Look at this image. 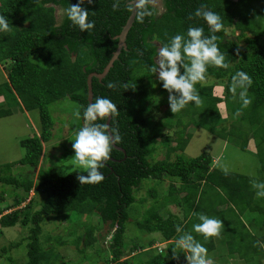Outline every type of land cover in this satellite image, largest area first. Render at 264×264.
<instances>
[{"label":"trees","instance_id":"trees-1","mask_svg":"<svg viewBox=\"0 0 264 264\" xmlns=\"http://www.w3.org/2000/svg\"><path fill=\"white\" fill-rule=\"evenodd\" d=\"M132 1L93 0L89 4L85 0L82 7L89 11L88 20L94 21L95 26L81 32L64 14V9L79 0H0V15L7 17L10 25L9 32L0 31V63L6 68L10 66L0 84L3 99L0 119L13 115L14 109L38 111L40 116V135L22 141L27 150L24 158L0 166V183L22 192L16 194L15 203L6 211L29 200L24 208L10 214L3 215L0 211V216L3 215L0 226H31L27 264H52L51 251L40 244L42 224L48 217L69 213L81 216L97 213L103 223H111L114 233L108 241L109 264H187L180 249H175L179 258H173L175 242L185 233L192 234L207 249V254L221 247L229 257L238 254L237 258L243 261L264 264V197H257V190L251 184L253 180L264 183V0H163L162 13L150 4L152 0H147L143 9L138 8L127 36V48L103 80L93 78V100L104 97L117 105L119 114L110 124L122 137L116 145L119 148L113 147L111 159L100 169L104 180L80 185L77 176L87 175L82 171L67 176L52 171L41 184H36L29 175L21 179L7 175L17 164L34 168L41 164L44 145L50 142L55 129L50 109L53 104L64 98L77 102L83 118L89 104L88 77L102 73L112 60L119 44L117 37L132 13ZM201 4L222 19L224 28L216 33L217 44L229 67L207 66L205 79L194 86L201 99L200 106L190 102L173 114L169 93L150 68L156 62L158 49L169 45L174 36L179 34L188 39L189 27H202L205 36L211 35L202 18L189 20ZM57 8L63 10L60 21L56 17ZM143 10L151 14L140 18L139 12ZM241 40L245 45L239 43ZM183 71L181 68V74ZM238 71L247 73L252 84L238 88L233 94L230 85ZM108 83L116 87L109 89ZM124 84L130 89L125 90ZM215 84L223 87L225 97L215 96ZM241 91L251 100L247 107L242 106ZM157 96L160 99L156 103ZM220 103L225 104L228 126H224L227 120L221 116ZM155 113L162 116L155 120ZM191 128L206 129L244 152L254 151L261 164V178L225 174L215 167L210 148L193 159L184 153L176 154L178 150L185 152ZM159 143L167 148V157L151 162L150 158L160 151ZM251 143L254 150L250 149ZM172 153L176 154L174 159ZM167 178L171 184L164 201L154 202L145 217L136 221L140 230L160 234L161 240L168 243L166 248L158 250L154 246L160 241L150 240L146 251L138 244L128 250L126 224L130 220V207L137 201L135 191L144 180ZM175 182L182 187L177 189ZM40 189L48 193V199L40 210L32 213L36 193H42ZM33 190L35 196L29 198ZM183 191L185 196L180 198ZM150 195L156 198L157 191H150ZM169 206L182 208L183 219L169 210L168 216H164L162 209ZM199 214L223 221L218 236L206 241L193 231V225L201 222ZM177 225L182 228L179 233ZM97 230L87 228L86 237L78 238V246L97 243ZM6 251L7 248L2 250ZM10 262L13 264L11 258Z\"/></svg>","mask_w":264,"mask_h":264},{"label":"rangeland","instance_id":"rangeland-1","mask_svg":"<svg viewBox=\"0 0 264 264\" xmlns=\"http://www.w3.org/2000/svg\"><path fill=\"white\" fill-rule=\"evenodd\" d=\"M150 4L156 7L160 13L164 11L163 0H152ZM62 12V9L57 8L56 17L58 21H60ZM238 35L239 32L236 31L234 35L235 39H237ZM239 43L245 45L244 40L239 41ZM8 68L0 63V84L4 82V76L7 75ZM215 85H217L214 88L215 96L219 98L225 97L223 87L218 84ZM159 99L160 97L157 96L156 103ZM2 101L3 99H0V103ZM50 109L55 121V129L52 131V139L44 146L41 164L37 168L17 164L10 173L6 172L7 175H14L18 179L29 175L36 184H41L48 179L52 171H56L61 176H67L74 171L84 172L82 168L76 166L74 163L73 157L75 153L72 147L77 131L84 125V119L81 117L80 112L81 106L77 102L64 98L53 104ZM219 109L222 118H228L225 104L220 103ZM78 113L79 115H77ZM161 116L162 113H155L154 118L157 120ZM226 120L224 126L229 125L230 120ZM188 133L191 137L185 152L178 150L176 154L184 153L185 157L193 159L200 156L204 149L210 148L216 168L223 171L227 169V172L251 178H261L259 177L261 164L254 151L244 152L235 145L229 144L203 128H191ZM38 135H40V116L38 111L26 112L14 109L13 115L1 118L0 166L17 163L24 158L27 150L23 147L22 141ZM172 147H175V144ZM250 149L254 150L253 143H251ZM158 150L160 151L150 158L151 162L163 160L167 157V148L163 147V144L158 146ZM176 154L172 153L173 159ZM170 184L171 180L168 178L163 181L148 179L144 180L140 188L135 191L137 201L130 207V220L126 224L125 243L128 250L133 248L135 244H138L145 248L143 251H146L149 249L150 240L160 241L159 244L162 245L158 246L160 248H157L158 250L166 248L167 242L161 240L160 234H148L140 230L136 226V221L142 220L145 217L147 210L153 206L154 202L162 203L164 201ZM175 186L177 189L182 187L178 182H175ZM152 190L157 191L156 198L151 197L150 191ZM41 191L42 193H36V196L34 195V191L30 193L29 198L35 196V202L31 210L32 213L40 210L48 199V193L44 192L43 189ZM16 194H22L21 190H15L11 186L0 183V211H4L3 215L22 209L29 203L28 200L20 207L6 211V209L15 203ZM167 210L183 219L182 208L169 206L166 209H162L164 216H168ZM89 227H96L98 229L95 231L98 242L90 247H84L83 244L78 246V238H85L87 228ZM30 229L31 226L17 225L11 228H2L0 226V264H11L10 258L13 260V264H27ZM113 233L114 228L111 226V223H103L97 213L85 216L69 213L59 217L51 216L46 219L42 224L40 244L43 249L51 251V256L53 257L51 260L52 264H109L111 255L108 250V241L111 240ZM14 244H17V246L11 249L10 246ZM4 248H7L6 252H2ZM224 251L226 250L217 249L214 252L208 253L207 258L212 261V264H255L254 261L248 262L247 260L243 261L241 258L238 259V254L235 255V258L229 257L228 253Z\"/></svg>","mask_w":264,"mask_h":264},{"label":"clouds","instance_id":"clouds-1","mask_svg":"<svg viewBox=\"0 0 264 264\" xmlns=\"http://www.w3.org/2000/svg\"><path fill=\"white\" fill-rule=\"evenodd\" d=\"M92 2L93 0H87L89 4ZM146 2L147 0H138L137 8L143 9ZM84 3L85 0H79L78 3L71 4L70 7L64 9V14L81 32H88L94 28L95 22H89V11L82 7ZM116 8L117 5L114 4L113 9L116 10ZM146 14L150 15L151 13L146 10L140 11L139 17L142 18ZM194 18H202L207 23L211 35L205 36L202 27H189L187 30L188 39L185 40L179 34L174 36L169 45L158 49L156 62L150 68V71L158 77L163 88L169 93L170 111L173 114L183 110L190 102H194L196 107L200 106L201 99L194 86L205 79L207 66L224 69L229 67L217 44L216 33L224 28L220 15L209 10L207 5L201 4L195 13L189 16V20ZM0 31L5 33L10 31L8 18L4 15H0ZM185 59L188 61L187 63ZM181 68L184 70L183 74H181ZM251 84V77L244 71H238L232 77L230 91L236 94L238 88L245 89ZM107 87L114 89L116 85L108 83ZM123 87L125 90L130 89L128 84H124ZM240 97L243 107H247L251 103V100L246 97V92L241 91ZM118 114L117 105L104 97L95 98L84 110V125L77 131L72 144L75 165L87 173V175L79 174L77 176L80 185L97 184L104 180L105 177L100 169L104 168L106 162L111 159L110 153L113 147L121 143L122 137L119 130L112 127L110 123H97V121H111ZM224 171L227 174V169ZM251 184L257 190V197H264V183L253 180ZM198 219L201 222L193 225V231L201 234L204 240L207 241L211 237L219 235L223 224L222 220L210 218L205 214H199ZM176 231L178 233L182 231L180 225H177ZM175 249H180L185 253L187 264H212V261L207 258V249L190 233H185L175 242L173 258L178 259L179 256L176 255Z\"/></svg>","mask_w":264,"mask_h":264},{"label":"water","instance_id":"water-1","mask_svg":"<svg viewBox=\"0 0 264 264\" xmlns=\"http://www.w3.org/2000/svg\"><path fill=\"white\" fill-rule=\"evenodd\" d=\"M130 4L132 5V13H131V15L128 19V22L125 25L123 31L117 37V39H119V44H118L117 51L113 55L112 60L109 62V64L106 66V68L104 69V71L102 73H92L88 77L87 83H88V102L89 103L91 101H93V98H94L93 78L96 77L100 81L103 80L108 75L111 68L114 66V63L118 60L122 50L124 48H127V44H126L127 36H128V33H129L130 29L132 28L135 20H136V17L138 14V8H137L138 0H133ZM107 123H111V121L107 120ZM115 147H117V146H115ZM117 148H119V147H117Z\"/></svg>","mask_w":264,"mask_h":264},{"label":"crops","instance_id":"crops-1","mask_svg":"<svg viewBox=\"0 0 264 264\" xmlns=\"http://www.w3.org/2000/svg\"><path fill=\"white\" fill-rule=\"evenodd\" d=\"M2 99V98H0ZM185 196V193L184 191L180 193V198L184 197ZM182 215H183V212H182ZM249 224V223H248ZM217 239V238H216ZM150 242V241H149ZM168 243H166V246H167ZM160 245L162 244H159V242L154 246V248H158V246L160 247ZM218 249H220V247H218ZM221 250V249H220Z\"/></svg>","mask_w":264,"mask_h":264},{"label":"built area","instance_id":"built-area-1","mask_svg":"<svg viewBox=\"0 0 264 264\" xmlns=\"http://www.w3.org/2000/svg\"><path fill=\"white\" fill-rule=\"evenodd\" d=\"M160 249V248H159Z\"/></svg>","mask_w":264,"mask_h":264}]
</instances>
